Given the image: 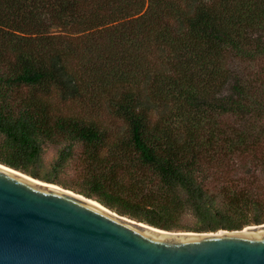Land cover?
Listing matches in <instances>:
<instances>
[{"label":"trees","instance_id":"1","mask_svg":"<svg viewBox=\"0 0 264 264\" xmlns=\"http://www.w3.org/2000/svg\"><path fill=\"white\" fill-rule=\"evenodd\" d=\"M70 101L124 128L54 105ZM230 115L264 118V0H0L1 164L162 230H242L264 224V196L201 178L264 138L221 128ZM47 145H63L50 169Z\"/></svg>","mask_w":264,"mask_h":264},{"label":"water","instance_id":"2","mask_svg":"<svg viewBox=\"0 0 264 264\" xmlns=\"http://www.w3.org/2000/svg\"><path fill=\"white\" fill-rule=\"evenodd\" d=\"M0 264H264V224L166 231L0 163Z\"/></svg>","mask_w":264,"mask_h":264},{"label":"rangeland","instance_id":"3","mask_svg":"<svg viewBox=\"0 0 264 264\" xmlns=\"http://www.w3.org/2000/svg\"><path fill=\"white\" fill-rule=\"evenodd\" d=\"M247 66L243 65V68ZM61 107L65 114L81 115L101 121L108 129L122 130L124 124L117 118L107 104H79L78 102H68V104H54ZM218 125L223 129H230L238 132L257 134L264 128V118H251L248 121L235 116H221L217 119ZM63 145H47L44 152V162L46 168L50 169L55 162ZM74 159L64 169L60 175L62 182L77 185L79 184L81 173V160L84 156V147L81 144L75 145ZM217 161L203 163V173L205 186L215 194L223 191H238L240 189L252 190L264 196V138L260 144L248 151H241L226 158L219 154ZM221 160V161H220ZM196 220L192 216L185 218V224L194 226ZM255 226V225H250ZM248 227V226H247ZM246 228V227H245ZM244 229V228H243ZM242 229V230H243ZM220 231V230H219ZM230 231V230H228ZM235 231V230H234ZM174 232H188L177 230ZM193 232V231H191ZM217 232V231H216ZM197 233V232H196ZM210 233V232H206Z\"/></svg>","mask_w":264,"mask_h":264},{"label":"bare ground","instance_id":"4","mask_svg":"<svg viewBox=\"0 0 264 264\" xmlns=\"http://www.w3.org/2000/svg\"><path fill=\"white\" fill-rule=\"evenodd\" d=\"M95 203V202H94ZM96 205H98V206H100L101 208H103L101 205H99V204H97V203H95ZM104 209V208H103ZM106 210V209H105ZM250 228H252V227H250Z\"/></svg>","mask_w":264,"mask_h":264}]
</instances>
